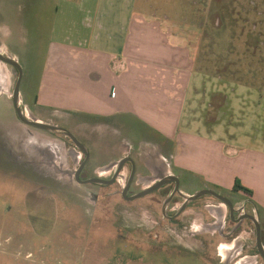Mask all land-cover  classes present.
<instances>
[{"label": "rangeland", "instance_id": "374dc122", "mask_svg": "<svg viewBox=\"0 0 264 264\" xmlns=\"http://www.w3.org/2000/svg\"><path fill=\"white\" fill-rule=\"evenodd\" d=\"M41 1L50 2L51 9L33 24L32 6ZM73 1L0 0V50L22 66L20 91L42 68L50 43L68 40L73 48L90 47L76 34L71 9L61 8ZM130 1L133 16L157 21L169 42L183 50L176 64L190 71L191 83L180 130L220 137L209 136L203 145L210 157L216 150L229 158L243 153L244 166L231 161L242 170L234 181L246 179L248 187L258 191L264 185V170L251 168L261 167L264 160V0ZM116 45V41L95 42L92 48L113 53ZM17 77L12 66L0 62V264H255L256 260L264 264L250 246L248 230L253 224L246 221L237 229L229 220L228 207L212 196L196 199L170 221L160 205L149 202L150 196L126 201L119 185L78 183L71 174L77 164L73 143L19 120L12 99ZM20 106L30 117L49 122L25 100ZM122 118L142 137L146 130L142 123L129 115ZM125 138L123 130L111 136L114 144ZM149 148L132 152L138 169L130 193L141 191L155 174L145 162ZM95 165L84 178L98 170ZM162 165L168 172V162ZM124 172L127 175L128 169ZM195 175L189 172L186 181L180 178V188L188 181L200 184ZM212 187L238 201L229 186ZM169 188L156 192L159 204ZM182 202L181 195L175 196L166 213L176 212ZM257 207L263 219L261 206ZM223 244L233 246L226 258L220 253Z\"/></svg>", "mask_w": 264, "mask_h": 264}, {"label": "crops", "instance_id": "0c3cea01", "mask_svg": "<svg viewBox=\"0 0 264 264\" xmlns=\"http://www.w3.org/2000/svg\"><path fill=\"white\" fill-rule=\"evenodd\" d=\"M32 7L34 14L29 18L33 19V24L40 22L37 19L41 13L47 14L51 9L48 1ZM59 7L55 4L54 9ZM66 7L71 9L74 24L78 26L76 34L90 47L73 48L68 40L50 43L42 68L33 79L28 77L26 88L20 91L21 100L41 110L49 123L67 126L81 138L97 163L95 168L107 166L129 150L135 152L150 147L145 162L155 172L152 178L162 173L186 181L187 173H194L201 182L195 185L184 182L181 190L187 195L205 187L232 188L235 176L242 174V170L231 161L244 166L243 153L229 158L216 150L214 157H210L203 145L209 136H217L186 128L180 130L191 74L187 68H177L183 51L179 44L169 42L157 21L133 16L130 0H74L61 5V8ZM51 24L54 25V20ZM9 35L12 36V32ZM11 36L8 39L12 41ZM110 41L117 43L113 53L92 48L95 42ZM126 115L142 123L146 129L142 137L122 118ZM112 125L116 126L113 130ZM119 130L125 132L127 139L114 144L111 136ZM165 161L168 172L161 169ZM262 162L261 167L251 168V171L264 170V160ZM248 166L250 168L246 163L245 167ZM229 167L230 176L225 180ZM240 183L247 188L251 185L246 179ZM237 194L244 196V192L236 191L234 197L238 201H249L257 210V206H261L263 219L260 210L258 217L264 226V185L256 192L252 190L250 198L240 199Z\"/></svg>", "mask_w": 264, "mask_h": 264}, {"label": "flooded vegetation", "instance_id": "af4514ba", "mask_svg": "<svg viewBox=\"0 0 264 264\" xmlns=\"http://www.w3.org/2000/svg\"><path fill=\"white\" fill-rule=\"evenodd\" d=\"M4 55H8L6 54L5 52L1 51ZM11 56V55H10ZM13 57V56H12ZM17 61V60H16ZM18 62V61H17ZM19 63V62H18ZM9 65V64H8ZM20 67H21V70H22V78H21V81H20V84L22 83L23 81V69H22V66L21 64L19 63ZM11 66V65H10ZM13 67V66H12ZM17 73H18V70L13 67ZM19 74V73H18ZM18 78V77H17ZM17 81V80H16ZM19 91H20V85H19ZM20 94V92H19ZM13 99V98H12ZM20 99H21V95H20ZM22 101V100H21ZM20 101V103H21ZM14 103V101H13ZM15 107V106H14ZM22 109V108H21ZM24 114L26 116H29L27 115L26 111H24V109H22ZM16 111V110H15ZM17 114V113H16ZM18 116V115H17ZM30 117V116H29ZM41 121V120H40ZM29 125V124H28ZM56 125V124H55ZM58 126L60 127H63L65 128L66 130L70 131L69 128L67 126H63V125H59L57 124ZM34 127V126H33ZM39 129V128H38ZM48 132V131H47ZM71 132V131H70ZM73 134V136L80 142V144H82L86 150L83 151L81 150L79 147L76 146V144L67 136L63 135V134H59V133H54V134H58V135H61L63 136L64 138H67L69 139L72 143H73V151H72V154L74 156L75 159H77V164H76V167L71 171V174L73 175V178L75 179V173L78 174V178L81 179V180H86V179H90V178H100V179H103V180H106V181H110L109 183L107 184H99V183H83V184H96V185H100V186H111V185H119L120 189H119V194L121 196V198L123 200H126V201H135V200H139V199H142L146 196H150V199H149V202L153 205H160V211L163 215H165L167 217L168 220L170 221H173L178 215L179 213L183 212L185 210V208H187L189 206L190 203L194 202L196 199L198 198H201L202 196H205V195H209V196H212L210 194H205V195H202L196 199H193L192 201H189L185 207L182 208L183 204H185L186 202V199H185V196H190V195H193L195 194L196 192L192 193V194H185L182 192L181 188H180V181H179V178H178V181H179V185H178V191L181 192H174L175 191V182L174 181H170V180H167L168 182L162 184V185H157L152 191L148 192L147 194H144L142 196H139V197H133L135 196L136 194L142 192L143 190H146L152 186H154L155 184H157L158 182H160L159 180L160 179V176H165L166 174L162 175V173H159L158 177H154L152 178L150 181L151 182H145L147 184H145V187L141 190V191H137L135 193H130V190H131V187L136 184L135 180H136V170L138 169V163H137V160L133 157V155L131 154L132 151L129 150L125 155H123L121 158L113 161V162H110L109 164H107V166H104V167H99L97 168L98 172L95 171V173L93 172L92 176L88 177V178H84V173H87L88 169L90 168L91 164L96 163V161H94L92 158H91V153H90V150L88 148V146L86 145V143L81 139L79 138L77 135H75L73 132H71ZM87 153V154H86ZM122 161V164L120 166V169L119 171L117 172V175L115 176L114 178V174L117 170V167H118V163ZM124 168L128 169V174L126 175L125 172H124ZM132 171H133V174H132ZM161 172V170L159 171ZM105 173H109L108 176H105ZM114 178V179H113ZM162 181H164L162 179ZM161 181V182H162ZM129 183V185H128ZM144 184V183H143ZM165 187H170L169 188V191L167 193V196L165 199H163V201L160 202L159 204V198L156 197V192H158L160 189L162 188H165ZM203 189H210V190H213L217 193H219L220 195L226 197L231 203H232V208H233V213H232V216L230 215V208L227 204H225L224 202L220 201L222 204H225L227 207H228V210H229V220L234 223V225H236V228L238 229V227L240 225H243V223H245L246 221H250L252 224H253V227L249 228L248 230V233H249V238H251L250 240V246H253L254 250H255V253L253 255H256L257 257L260 256L263 258L264 260V253H261L260 250H259V247H258V244H257V234H256V227H255V223L257 222L259 224V228H260V240H261V244H262V248H263V251H264V230H263V224L262 222L260 221L259 217H258V210L257 208H255L254 206H252L249 202V201H237V202H232L231 199H229L227 196H225L224 194L220 193V191L216 190V189H213V188H209V187H205V188H202L200 190H203ZM126 190V191H125ZM198 190V191H200ZM237 190H231V193H234L236 192ZM182 196L183 197V202L181 203L180 207L177 208L176 212H174L173 214L171 213H166V209H168L169 205L171 204L173 198L175 196ZM248 195V194H246ZM213 197V196H212ZM215 198V197H214ZM247 198V197H246ZM249 198V196H248ZM247 216H250L251 218L247 217ZM234 233L231 232V235ZM239 236H236L233 240H236ZM232 240V241H233ZM248 243V242H247ZM233 249V246H229L227 244H223L221 246V249H220V253L221 255L226 258V255L228 253H230ZM257 263V260L255 261V264Z\"/></svg>", "mask_w": 264, "mask_h": 264}, {"label": "water", "instance_id": "95a60500", "mask_svg": "<svg viewBox=\"0 0 264 264\" xmlns=\"http://www.w3.org/2000/svg\"><path fill=\"white\" fill-rule=\"evenodd\" d=\"M0 62L9 64V65L15 67L19 73L15 87H14V90H13V93H12V98L14 101L15 110H16V113L18 115L19 120L25 124H29L31 126H34V127L39 128L41 130H44V131H48L51 133L63 134L65 136L69 137L76 144L77 147H79L81 150L86 152L84 146L82 144H80V142L73 136V134L70 131H68L65 128L60 127L58 125H55V124H52L49 122L40 121V120L36 119L35 117H29V116H26L24 114V112L20 106L21 99H20V94H19V85H20V81L22 78L21 67L14 57H12L10 55H4L1 52V50H0ZM121 164H122V161H120L118 163V167H117V170L114 174V178L117 175V172L119 171ZM132 174H133V171H132ZM162 175H164V174H162ZM160 179H161V180H159L160 182H158L157 184H155L154 186H152L146 190H143L142 192L136 194L133 197H139V196H142L144 194H147L148 192L152 191L157 185H162V184L168 182L167 180L174 181L176 184L174 192H179L178 191L179 181H178V178L176 176L171 175V174H166L165 176H160ZM162 179L164 181H162ZM75 180L80 184H83V183L107 184L110 182V181H106V180H103L100 178H90V179H86V180H81L78 178L77 173H75ZM128 185H129V183H128ZM179 193H181V192H179ZM205 194H210L213 197H215V198L219 199L220 201L224 202L225 204H227L230 208V215L232 216V213H233L232 203L226 197H224V196L220 195L219 193H217L213 190H210V189H203V190L197 191L193 195L185 196L186 202H185V204H183L182 208L185 207L189 201H192L193 199H196V198H198L202 195H205ZM247 217L251 218L250 216H247ZM255 227H256L257 244H258L259 250L261 253H264L263 248H262V244H261V240H260V228H259V224L257 222L255 223Z\"/></svg>", "mask_w": 264, "mask_h": 264}, {"label": "trees", "instance_id": "16d2710c", "mask_svg": "<svg viewBox=\"0 0 264 264\" xmlns=\"http://www.w3.org/2000/svg\"><path fill=\"white\" fill-rule=\"evenodd\" d=\"M233 190H237V191H243L244 193L248 194L249 196L252 195V190L243 186L238 179H236L234 181V184H233V187H232Z\"/></svg>", "mask_w": 264, "mask_h": 264}]
</instances>
